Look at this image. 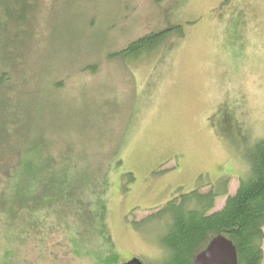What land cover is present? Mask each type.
Here are the masks:
<instances>
[{
  "label": "rangeland",
  "instance_id": "rangeland-1",
  "mask_svg": "<svg viewBox=\"0 0 264 264\" xmlns=\"http://www.w3.org/2000/svg\"><path fill=\"white\" fill-rule=\"evenodd\" d=\"M33 4L22 12L23 24L9 28L25 36L23 46L31 37L33 49L22 62L16 55L15 71L0 73L24 94L22 110L32 112L31 126L37 127L31 137L51 136L55 171L73 178V164L65 160L74 158L90 174L87 186H60V205L24 210L21 219H8L1 200L0 264H108L104 223L120 263L138 257L161 264L169 221L158 213L175 197L201 187L207 192L223 178H230L229 193L235 194L250 174V151L264 140V0ZM50 17L53 43L38 53ZM171 25L182 26L185 36L167 52L131 63L108 60ZM3 58L8 55L2 51ZM89 62L99 74L79 76ZM41 145L34 155H47ZM90 162L95 170L84 168ZM225 202L218 199L215 211Z\"/></svg>",
  "mask_w": 264,
  "mask_h": 264
},
{
  "label": "trees",
  "instance_id": "trees-1",
  "mask_svg": "<svg viewBox=\"0 0 264 264\" xmlns=\"http://www.w3.org/2000/svg\"><path fill=\"white\" fill-rule=\"evenodd\" d=\"M34 1L0 0V53L3 51L8 55L7 59H0L3 64L0 72L7 68L11 72L15 71L16 55H20L22 62L30 54L28 49H33L29 45L31 37L23 46L25 36L11 32L9 28L20 21V24H23L22 12H25L29 5L34 6ZM166 1L168 0H153L158 5ZM27 20L33 22L31 14L27 15ZM90 24L92 27L95 25L94 22ZM47 26L50 31L45 34L38 53L41 50L47 51V46L53 43L56 23L51 17ZM184 36L182 26L171 25L164 30L139 37L118 50L114 56H109L108 60L138 62L160 50L162 53L167 52L173 47L174 40H180ZM93 63H84L85 66L81 67L78 75L89 78L99 74V66ZM101 70H104L102 66ZM10 83V76L0 73V179H4L1 181L2 187L0 184V194L3 195L0 201L3 200L4 208L8 204L6 211L8 219L16 220L21 219L19 215L24 210L37 213L57 202L60 205L62 203L60 186L70 185L73 190L75 184L84 183L87 186L84 176L90 173L81 172L74 158L65 160L73 164L70 169L73 178L64 179L61 172L55 171L59 162L56 156H53L51 149L55 148V145H52L53 141L48 142L51 136L31 137L33 131L37 130L36 126H31L32 118L28 116L32 112L22 110L24 94L17 84L14 83L13 86ZM54 83L55 81L53 86ZM17 94L22 100L18 99ZM225 123L229 124L228 117ZM26 136L29 141L26 144L20 143L19 140ZM41 144L45 145L47 155H34L32 149L41 151ZM65 147L68 148V145ZM73 152L77 154L76 149ZM249 161L250 174L240 179L235 194L229 193L230 178H223L216 184H209L210 189L207 192H201L204 187L197 188L175 197L163 207L158 214L160 219H167L169 223L166 233L161 237V244L166 252L161 264H195L198 254L220 235L232 240L236 246L239 264H264V140L252 148ZM52 168H55L54 172L48 174L47 170ZM84 168L97 167L90 162ZM22 169L24 172H21ZM91 175L95 181V173L92 172ZM72 192L71 200L74 198ZM47 198L50 202L46 201ZM220 198H226L225 205L215 211L217 200ZM0 213L4 214V211ZM103 227L102 236L109 252L108 255L107 253L104 255V259L108 264H122L123 262H119L112 240L106 237L105 223ZM102 243L104 244L103 241Z\"/></svg>",
  "mask_w": 264,
  "mask_h": 264
},
{
  "label": "water",
  "instance_id": "water-1",
  "mask_svg": "<svg viewBox=\"0 0 264 264\" xmlns=\"http://www.w3.org/2000/svg\"><path fill=\"white\" fill-rule=\"evenodd\" d=\"M125 264L144 263L139 258H133ZM195 264H239L236 246L226 236H217L198 254Z\"/></svg>",
  "mask_w": 264,
  "mask_h": 264
},
{
  "label": "flooded vegetation",
  "instance_id": "flooded-vegetation-1",
  "mask_svg": "<svg viewBox=\"0 0 264 264\" xmlns=\"http://www.w3.org/2000/svg\"><path fill=\"white\" fill-rule=\"evenodd\" d=\"M126 262H123L122 264H125Z\"/></svg>",
  "mask_w": 264,
  "mask_h": 264
}]
</instances>
